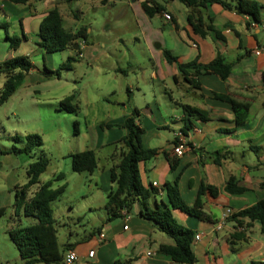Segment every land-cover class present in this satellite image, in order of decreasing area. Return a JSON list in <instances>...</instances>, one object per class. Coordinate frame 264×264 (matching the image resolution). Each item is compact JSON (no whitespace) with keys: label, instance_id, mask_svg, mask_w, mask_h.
I'll return each instance as SVG.
<instances>
[{"label":"crops","instance_id":"1","mask_svg":"<svg viewBox=\"0 0 264 264\" xmlns=\"http://www.w3.org/2000/svg\"><path fill=\"white\" fill-rule=\"evenodd\" d=\"M40 1L42 0L36 5L31 0L29 4L16 5L0 0V17L14 16L15 23L20 24L21 44L36 46L32 51L29 48H20L18 51L9 47L10 53L0 65L17 57L30 58V54L32 56L43 53L38 46L40 39L37 34L43 17L51 9L40 12ZM52 1L58 8L68 0ZM130 1L133 7H138L143 12L141 4L148 0ZM224 1L232 4L236 2ZM255 1L263 7L260 24L234 10L212 5L198 10L193 15V23L201 33H197L188 22L190 9L177 1H161L165 11L158 15L170 14L171 20L167 21L173 24L179 40L177 43L172 41L171 46L164 43L159 44V48L152 49L151 82L148 83L151 95L143 93L138 88L139 85L134 87L130 84L125 89L122 87L112 91L108 119L99 116L97 109L84 116L87 123L93 126L92 129L97 128L98 131L103 129L101 125L122 124L126 119L134 117L135 111L138 110L136 123L145 130L143 145L145 148L158 150L157 156L139 165L144 188L149 189L157 183V189L160 190L158 195L150 200L152 207L156 204H168L165 186L173 183L177 177L181 197L188 206L194 205L202 183L219 190L217 197L206 195L203 199V211L207 216L205 220H199L179 210L173 211L181 225L194 231L196 235H202L201 239L192 245L197 258L196 264H226L223 258L229 257L230 254L238 255L246 261L245 264L264 263V224L254 223L247 231L248 241H236L233 245L231 235L235 231V225L225 219L228 210L231 215L236 214L264 200V0ZM176 12H180L182 20L177 17ZM60 13L62 15L61 11ZM144 17L149 19L146 15ZM5 24L0 20V28ZM208 26L214 27L220 36L208 30ZM180 30L185 31L186 35H181ZM87 47V43L81 45L80 41L76 49L77 52L80 48V59L84 56L81 50ZM164 50H169L177 56L181 63L196 62L207 65L220 57L232 66V73L223 80L213 73L194 76L191 72L195 85H190L183 79L177 66L166 61ZM38 72L39 70L33 69L27 77ZM39 73L41 76L38 79L41 81L52 78L43 72ZM136 89L143 98L137 96ZM215 94L247 106L248 115L244 126H235L236 115L231 103L215 98ZM26 96L29 97L30 94ZM176 103L205 111L209 118L206 122L198 121L195 129L184 137L189 146L180 157L174 154L173 149L184 126L185 113ZM114 139L111 140V135L105 142L101 141V138L98 139L96 149L93 150L97 155L98 168L90 177L95 185L106 190L107 194L113 188L111 169L119 162L120 154L115 147L113 152L108 151L101 164L97 150L104 151L105 148L114 146L113 144L117 143ZM8 149L0 148V210L10 209V216L0 218V264H21L19 252H13L16 247L10 232L21 227L20 225L25 223L24 220L27 225L22 227L37 223L35 219L16 215L14 211L16 192L28 181V176L26 181H22L21 169L24 168L27 175L32 160L28 155H15ZM216 152L226 155L220 165L213 160V154ZM168 156L177 160L175 170L171 169ZM231 178H235L237 185L244 188L243 192L230 194L225 190ZM103 181L107 182V185L102 183ZM85 218L87 219L73 216L68 222H64L69 228V235L66 242L62 241L64 251L61 253L65 258L69 251H75L79 257L75 264H176L159 252L160 246L173 245V240L160 232L151 221L142 218L138 205H135L127 216L116 219H110L109 216ZM76 222L82 224L83 230L71 229L70 224ZM58 233L57 229V236ZM101 233L104 234L102 240L99 239ZM58 244L61 250L59 236ZM93 250L95 255L89 258V252ZM148 253L152 255L149 256Z\"/></svg>","mask_w":264,"mask_h":264},{"label":"rangeland","instance_id":"2","mask_svg":"<svg viewBox=\"0 0 264 264\" xmlns=\"http://www.w3.org/2000/svg\"><path fill=\"white\" fill-rule=\"evenodd\" d=\"M38 1L31 0L34 5ZM42 1L38 8L40 12L57 7L52 0ZM58 9L62 12L63 26L66 29L77 32L83 27L87 28L88 47L81 50L84 55L81 59L75 47L51 55L44 52L32 56L30 54L35 70L59 71V75L55 74L51 80L43 81L38 79L41 76L39 72L28 76L23 87L0 106V148L4 150L13 145L21 147L14 139L17 137L24 139L28 135H38L41 138L42 146L35 148L34 153L46 157L49 166L41 175L40 182L42 184L52 182L54 189L66 186L64 193L51 204L62 252L64 251L62 241L66 242L69 235V228L64 222H68L69 218L80 216L85 220L87 219L85 216H109L105 210L106 190L97 187L89 173H74L69 156L96 149V143L100 138L105 142L111 135V140L115 137L117 139L114 140L119 142L125 135V131L120 128H103L101 131H97V128L92 129L93 126L87 123L84 116L97 109L99 116L108 119L112 91L122 87L125 89L130 84L134 87L139 85L138 88L150 96L151 89L148 83L151 82L152 49L154 50L158 44L166 43L171 46L172 41L177 43L179 35L164 14L146 20L141 9L133 7L130 0H107L106 5L102 4L101 0L66 1L58 6ZM176 15L182 20L180 12H176ZM0 20L6 23L0 28L1 62L11 50L10 43L6 42L7 34L10 37L17 35L21 38L22 34L20 24L15 23L14 16H1ZM180 33L186 35L185 31L180 30ZM84 43L86 42L82 40L81 45ZM20 48H29L32 51L36 46L20 44L17 50ZM70 57L76 61L71 66L64 65ZM4 78L5 75H0V92L5 83ZM39 81L41 83H38ZM137 89L135 90L137 96L143 98L141 93H137ZM36 90L39 92H35ZM173 91L176 95L175 89ZM28 93L29 97L26 96ZM71 95L76 97L72 104L79 107L78 114L61 110L60 103ZM75 122H78L77 135ZM113 145L104 151L97 150L101 164L108 151L113 152L115 147L121 146L117 143ZM21 170V179L26 181V172L24 168ZM60 174H63L64 178L56 180ZM102 183L107 185L105 181ZM36 189L37 186L32 192ZM4 216H10V209L6 210ZM24 222L21 227L27 225L26 220ZM81 225L77 222L70 224L71 229L75 230H83ZM14 250V254H17L18 250ZM223 260L226 264L246 263L234 254Z\"/></svg>","mask_w":264,"mask_h":264},{"label":"trees","instance_id":"3","mask_svg":"<svg viewBox=\"0 0 264 264\" xmlns=\"http://www.w3.org/2000/svg\"><path fill=\"white\" fill-rule=\"evenodd\" d=\"M1 1L16 5L30 3V0ZM161 1H177L190 9L191 14L188 16V22L197 33L201 32H199L198 26L193 23V15L198 10L206 9L212 5H221L226 9L234 10L240 15L248 16L254 23H261L263 7L255 0H236L235 4L224 0H148L143 2L141 6L149 19L165 11ZM102 3L106 5L107 0H103ZM208 30L214 31L217 36H220L214 27L208 26ZM37 35L40 39L39 48L48 55L72 49L76 45L79 46L82 40L86 43L88 42L87 28L83 27L77 32L66 29L63 26V17L57 7L45 14L39 25ZM6 39L10 43L12 50H17L22 43V39L18 36L10 37L7 34ZM79 52L80 48L77 50V53ZM163 55L170 65L175 64L177 66L183 79L190 85H195L191 78L193 76L191 72H193L194 76L213 73L224 80L231 75L233 69L230 64L225 63L220 57L207 65H200L196 62L181 63L179 58L174 56L169 50H164ZM75 61V58L70 57L64 65L68 64L71 66ZM33 69H35V65L27 56L10 59L0 65V75H5V83L0 92V106L16 93ZM43 74L53 77L55 74L58 76L59 71L51 72L45 69ZM214 96L217 99L231 103L236 115V127H242L246 124L247 106L231 102L225 96L217 94ZM75 99V95H71L62 100L60 103L61 110L78 114L79 107L73 105ZM176 105L180 106L185 113L184 126L181 130V135L184 137H187L195 129L198 121L206 122L209 120L205 111L181 103H176ZM138 116L139 112L136 110L134 117L126 119L122 124L101 125V128H120L126 131L124 137L117 142V144H121L120 147H117L120 159L111 169L113 188L107 194L105 210L110 219H116L123 216L124 211L129 214L132 208L138 205L142 218L151 221L160 232L173 240V245L160 246L159 252L168 256L176 264H196L197 258L192 250L196 234L181 225L175 218L173 211L179 210L199 220H205L207 216L203 211V199L206 195H210L213 198L217 197L219 190L216 187L202 183L194 205L188 206L181 197L179 178L177 177L173 183L165 186L168 204H156L155 207H152L150 200L158 195L159 191L153 186L149 189L144 188L140 177L139 165L157 156L158 150L144 147L142 137L145 130L136 123ZM74 128L77 135L78 122H75ZM14 139L21 147L13 145L8 151L15 155H28L32 160L27 169L28 181L16 192L14 211L16 215L35 219L37 223L32 226L15 228L10 232L11 240L19 252L21 264L62 263L64 257L58 244L57 229L55 227L56 220L51 204L64 193L66 186L54 189L52 182L43 184L40 182L41 175L46 172L49 166V160L34 153L35 148L42 146V140L38 135H28L24 139L19 137ZM213 155L214 163L219 165L222 160L226 159V155L220 152H216ZM69 157L71 169L74 173H89L92 175L98 168L97 155L93 150L77 152ZM168 159L170 160L171 169L175 170L177 160L170 159L169 156ZM63 178V174H60L56 177V180ZM35 186H37V189L32 192ZM225 190L230 194H237L243 192L244 188L237 185L235 178H231L227 182ZM5 212V210H0V218L5 215ZM226 221L235 225V231L231 235L232 244L235 245L236 241L247 242V231L252 225L256 222L264 224V200L230 215ZM252 264L264 263L254 262Z\"/></svg>","mask_w":264,"mask_h":264},{"label":"built area","instance_id":"4","mask_svg":"<svg viewBox=\"0 0 264 264\" xmlns=\"http://www.w3.org/2000/svg\"><path fill=\"white\" fill-rule=\"evenodd\" d=\"M164 17H165L167 20H171V16H170V14L165 13V14H164ZM173 150H174V154H175L176 156H179V157H180V156H183L184 153L188 150V145H187V143H186V141H185L183 135L180 134V135L178 136L177 144H176V146H174V149H173ZM153 187L156 188V189L159 188L158 185H157V183H154V184H153ZM157 190H158V189H157ZM158 191L160 192V190H158ZM127 215H128V214L126 213V211H124V212H123V216H127ZM230 215H231V213H230V211L228 210L227 213H226L225 219L228 218ZM125 229H128V227H125ZM201 237H202L201 234L196 235V236H195V240H194V242H198V241L201 239ZM99 239H100V240L104 239V234H103V233H101V234L99 235ZM94 255H95V251H94V250L91 251V252H89V258H93ZM148 255L151 256L152 254H151V253H148ZM78 261H79V257H78V255H77V253H76L75 251H69V252L66 254L65 258H64V262H65V264H75V263H77Z\"/></svg>","mask_w":264,"mask_h":264},{"label":"water","instance_id":"5","mask_svg":"<svg viewBox=\"0 0 264 264\" xmlns=\"http://www.w3.org/2000/svg\"><path fill=\"white\" fill-rule=\"evenodd\" d=\"M77 47H78V45H76V46H75V48H76V49H77ZM156 47H157V48H159V47H160V45L158 44V45H156Z\"/></svg>","mask_w":264,"mask_h":264}]
</instances>
